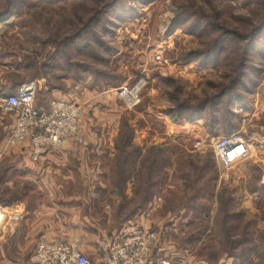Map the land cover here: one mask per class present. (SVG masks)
<instances>
[{
    "label": "rangeland",
    "instance_id": "1",
    "mask_svg": "<svg viewBox=\"0 0 264 264\" xmlns=\"http://www.w3.org/2000/svg\"><path fill=\"white\" fill-rule=\"evenodd\" d=\"M61 76L91 97L88 128L101 134L107 121L116 146L141 132L154 144L114 164L106 189L75 188L109 195V210L92 202L104 235L141 216L171 264H264V0H0V91L35 79L42 99ZM141 76L150 84L129 110L117 90ZM233 134L252 152L230 169L210 147L194 149ZM6 195L0 187L2 208ZM31 240L0 260L32 264Z\"/></svg>",
    "mask_w": 264,
    "mask_h": 264
},
{
    "label": "crops",
    "instance_id": "2",
    "mask_svg": "<svg viewBox=\"0 0 264 264\" xmlns=\"http://www.w3.org/2000/svg\"><path fill=\"white\" fill-rule=\"evenodd\" d=\"M59 80L60 85L57 86L46 84L42 99V90L39 91L37 106L48 109L53 99H77L85 111L92 102L91 97L87 99L83 84L80 81L71 82L68 76H61ZM93 98L95 100L96 97L93 95ZM98 99L93 104H102V99ZM1 115L0 123L3 125L6 119H10V124L6 126L8 134L0 146V187L3 186L7 194L4 202L6 208H2L4 216L0 217V256L6 254L7 246L15 249L14 255H24L31 246V239L35 242L38 240V243L45 236L49 240L61 237L79 238L83 250L94 257V264H102L101 257H96L95 244L99 237L106 236L104 234L109 224L105 227L95 222L97 212L92 202L100 201V207L109 210V195L103 197L91 193L78 196L75 188L82 186L90 190V187L94 189L100 186L106 189L112 183V177L108 176L107 171L114 168L119 151L114 143L117 132L111 131V123L106 121L105 130L99 134L98 131L88 128L86 119L82 117L80 129L84 138L83 144L70 140L61 149L47 150L35 157L28 144L12 149L4 147L5 140L14 127L15 118ZM139 135L137 137L135 134L133 144L140 147L144 154L154 144H149L145 133L141 132ZM137 161L139 162V158L134 159V163ZM126 196L129 194L125 193ZM129 224L148 228L140 216L137 221L128 220L112 233ZM169 244L167 243L168 246ZM163 250L159 242L156 252L161 257ZM165 255L163 257L167 259L168 254ZM8 263L20 264L19 260L12 258L8 259ZM0 264L6 262L0 260Z\"/></svg>",
    "mask_w": 264,
    "mask_h": 264
},
{
    "label": "built area",
    "instance_id": "3",
    "mask_svg": "<svg viewBox=\"0 0 264 264\" xmlns=\"http://www.w3.org/2000/svg\"><path fill=\"white\" fill-rule=\"evenodd\" d=\"M156 60L161 63L162 56H157ZM149 84V77L141 76L131 85L120 86L118 98L132 110L142 102ZM39 91V82L28 80L11 95L0 93V112L15 118L4 147L12 149L28 144L38 157L44 151L63 148L70 140L83 144L80 129L83 106L76 100L53 99L48 109H40L36 100ZM210 142L198 138L194 141V149L210 147L225 170L245 161L251 153L249 143L238 134L215 137ZM3 214L0 206V217ZM99 238L95 250L101 255L102 264H171V260L156 252L161 241L156 229L129 224L112 235ZM31 255L32 264H94L79 238L49 240L41 237Z\"/></svg>",
    "mask_w": 264,
    "mask_h": 264
},
{
    "label": "trees",
    "instance_id": "4",
    "mask_svg": "<svg viewBox=\"0 0 264 264\" xmlns=\"http://www.w3.org/2000/svg\"><path fill=\"white\" fill-rule=\"evenodd\" d=\"M33 80H35V79H33ZM20 86H21V84L19 86L14 87L10 91V94H7V95H11L12 93H14L17 90V88L20 87ZM0 93H2V91H0ZM2 94H4V93H2ZM197 113L196 114L194 113L188 119L190 121H195V118L198 116ZM157 146L160 147L159 145H157ZM161 148H163V147H161ZM117 149H118L119 152H118L117 158L115 159L116 160V166H115V168H119V166L121 165V163H123L122 162L123 161L122 159H123L124 156H125V158H127L129 160H132V161H134V159H136V158H139V159H142L143 160V157L148 152V149H147V151L144 154H142L140 147L135 146L132 141L129 143V145H124V144L123 145L121 144L120 146L117 145ZM114 233H116V232H114ZM114 233H112V234H114ZM112 234H110V235H112ZM85 252L87 254H89L88 251H85ZM89 255L91 256V254H89Z\"/></svg>",
    "mask_w": 264,
    "mask_h": 264
},
{
    "label": "bare ground",
    "instance_id": "5",
    "mask_svg": "<svg viewBox=\"0 0 264 264\" xmlns=\"http://www.w3.org/2000/svg\"><path fill=\"white\" fill-rule=\"evenodd\" d=\"M250 150H251V152H252V148H251V146H250ZM4 216V215H3Z\"/></svg>",
    "mask_w": 264,
    "mask_h": 264
}]
</instances>
